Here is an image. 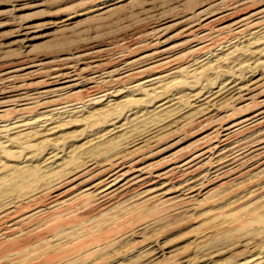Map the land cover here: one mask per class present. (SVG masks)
I'll return each mask as SVG.
<instances>
[{
    "label": "rangeland",
    "instance_id": "obj_1",
    "mask_svg": "<svg viewBox=\"0 0 264 264\" xmlns=\"http://www.w3.org/2000/svg\"><path fill=\"white\" fill-rule=\"evenodd\" d=\"M240 4L232 18L249 7H264V0H0V80L4 79L0 86L5 73L18 75L6 82V89H0L2 100L20 88L30 93L40 90L53 69L71 66L82 78L75 90L59 97L62 103H56L68 105L83 99L85 103L89 78H97L99 90L128 87L131 78L119 83L107 74L127 62L140 63L157 46L175 50L182 56L180 63L207 58L196 71L174 77L155 91L127 92L109 106L62 114L52 134L37 133L35 128L3 133L0 211L11 201L17 208L15 214L0 216V264H248L252 251L254 258L261 254L264 259V164L257 166L264 162V148L253 153L252 160L248 156L243 161L241 169L255 167L251 172L235 182L234 176L210 180L208 189L213 188L195 202L176 198V194L143 197L135 190L107 200L84 192L101 176L84 184L66 183L70 174L91 160L99 168L118 156L149 155L147 160L157 163L177 154L180 159L163 166L182 163L219 140L227 125L263 109L259 102L264 99V24L249 39L228 29L215 31L205 42L206 48L187 55V28L195 18ZM25 66L33 67L23 70ZM104 75L109 79H101ZM253 81L258 86L252 94L254 101L244 103L247 107L223 98L202 113L196 103V96L209 95L228 82ZM11 108L4 120L0 118L2 125L22 118ZM29 116L34 119L38 114H24ZM260 125L233 136L229 143L248 151L263 146L264 123ZM211 168L205 163L194 175L210 173ZM3 232L10 234L4 237ZM262 258L249 264H264Z\"/></svg>",
    "mask_w": 264,
    "mask_h": 264
},
{
    "label": "bare ground",
    "instance_id": "obj_2",
    "mask_svg": "<svg viewBox=\"0 0 264 264\" xmlns=\"http://www.w3.org/2000/svg\"><path fill=\"white\" fill-rule=\"evenodd\" d=\"M240 6H241V4L238 6L231 7L228 10L226 9L227 11L226 10L221 11V12H219L217 14H213V15H211V14L208 15L207 13L206 14L204 13V14L200 15V17L195 18V20L192 19L193 21L191 22L190 26L189 27L187 26L188 27L187 28V36L189 37V41H190L189 50L187 51V55L190 53H195L197 51L199 52V50L206 48L205 42L208 41V38L215 31H223L225 29H228L231 32H233L234 35L235 34H238V35L243 34V36L247 37L246 39H249L248 38L249 36L255 35L259 30H261L260 28L264 24V7H258V8H252V9H250V7H249L248 10L244 9L245 11H243L242 13L240 12L241 14H239V12H238L237 13L238 16L232 18L233 13H236L238 10H240L239 9ZM214 9H213V11H214ZM221 19H228L231 22L226 25L224 22H219ZM161 31H160V33H161ZM159 38H160V36H159ZM231 44H232V42H231ZM233 45H236V44H233ZM250 45H251V43H250ZM219 49H222V48H219ZM184 50H185V48H184ZM152 51H151V53L148 52L149 53L148 55L144 54L145 59L143 61H141L140 63H138V62L137 63L127 62L126 64H123V66L120 65L121 67L119 69H117L116 71H112V72H109L107 74L109 78H113L114 81L119 82V83L124 82L127 79L129 80L131 78L133 81L131 80L132 82L129 83L128 87L124 86L123 88H121V87L119 88L117 86V87H111V88H107V89L105 87V89L99 90L100 89V88L98 89L99 85L97 86L96 81H95L97 78H95V77L89 78L88 81H90V83H89L90 86L88 87V92H87V96H86L87 99H86L85 103L83 102L85 99H83L82 102H72L71 101V103L69 102L68 105H58V103H56L58 100L61 102L62 99L60 98L61 99L60 100L59 97H61L65 93L67 95L68 92H72L79 85V80H80V77L82 76V73L80 71H78L76 69V67L71 68L70 65H68L70 67L65 66V68H61V67L55 68L50 73H48L46 75V80H47L46 83L47 84H46V86L42 87L40 90H35V91L30 93L28 90L20 88V90L17 89V93L13 94L7 100H2L0 98V118L1 119H3L2 117L5 113L11 112V109H12L11 107H14L13 111L16 112L17 115H22V118H21V116L20 117L17 116L16 119H14V117H13V119L15 121L14 120H13L14 122L11 121L12 123H10V124H5V125L3 124L2 125L0 123V137L5 132L7 133V132H11V131H23V130L31 129V128H35L37 133L52 134L56 131V129H57V126H55L57 124L56 122L59 121L58 119L62 116V114L64 115L67 113H71V114L80 113V112L84 111V109L86 107H91V106L92 107H97L100 105L109 106L111 104H114L113 103L114 100H116L122 94L127 93V92L128 93L131 92V93H137V94L141 93L142 94V93L148 92V91H155V88H159V87L161 88V86L168 85L171 82L169 80L174 78V77H177L183 73L188 75L191 72L196 71V69H198L200 64H202L207 59V58L206 59L204 58V60H201L200 58H199L200 60L190 59L185 63H180L179 60L181 59L180 58L181 55H178L179 53L177 54L175 52V50H173L169 47H165V46L158 47L157 46V48H155V50H152ZM232 52L235 53V51H232ZM232 52H230V53H232ZM195 55H196V53H195ZM228 55H230V54H228ZM228 58L232 59V57H230V56L227 57V59ZM213 59H215V58H213ZM218 59H219V57H218ZM37 65H39V64H37ZM19 66H21V65H19ZM32 67L33 66H25L24 68L23 67L22 68H23V70H25V69L32 68ZM80 70H82V69H80ZM14 72H16V71H14ZM14 72H9L7 74L5 73V75H6L5 76V82H3L2 85L0 86V89H2V91L4 90L6 84L8 82H10V80H14L15 78H17L18 75H14L15 74ZM150 72H154V73L151 74ZM145 73H147V74L150 73V74L143 79H136V78H138L139 75H142ZM1 77H0V79H1ZM103 77H107V76L106 75L101 76V79ZM183 78H184V76H183ZM25 79L26 78H24L23 81H25ZM103 79H106V78H103ZM3 80L4 79H2L0 81H3ZM18 81H21V80H18ZM85 81H87V80H85ZM97 83H99V82H97ZM8 86H9V84H8ZM36 86H37V84H36ZM38 86H39V84H38ZM257 86H258V81H253V82H250L247 84H241L238 82H228L226 85H223L220 88H218V90L213 91L211 93H208L209 95L200 94L199 96H196L195 99L197 100L196 103H198L199 108H201L202 113L203 112L208 113V111L211 110L210 108L212 106H214V104H215L213 102H215L216 100H220V99L222 100L223 98L230 99L234 103V105L239 106V104H242V106L240 108H243V107H247V104L244 105V103H246V101L253 100L252 94L257 89ZM82 91H83V88H82ZM75 96H77V95H75ZM131 98H133V96ZM77 99H80V98H77ZM53 102H54V104H51ZM259 103H260V105H263L262 110H260L255 115H252L250 117H245L243 119H240L239 121H236L234 123L227 125L224 130L222 129L223 132L221 133V135H219L220 136L219 140H217L216 142H211V140H210L212 145H210V146L208 145L207 147H203L200 153H198L194 157H191V158L185 160L182 163L173 162V164H168V166H166V167L163 166V164H165V163H170V162L178 159L180 155L178 156L177 154H173L171 156H168L167 158L164 157L162 160H160L161 162H157V163L156 162L153 163V162H150L149 160H147L149 158V155L147 157L144 155L145 157H137V156L134 157L133 156L131 158H127L126 156H118V157L114 158L113 160L111 159L112 161H110L109 163H107V164H105L99 168H97V163L95 161L88 160L90 162L84 168L81 167V169L70 174V176L67 178L66 183H73L76 181H80L79 183L84 184V183L89 182L91 179H93L95 177L101 176L97 181H94L93 183L89 184L88 187L85 188L86 190L84 191V192H88L89 195H93L95 198L101 199V200H107V199H110L113 197H115V199H116V196H118V195H120L126 191H130V190H132V192H133V190L139 191L138 192L139 195H143V197L144 196H151V195L155 196V194H157V195L176 194L175 195L176 198L184 197L186 199H191V200L194 199L195 200L198 196H200V195L203 196V194L209 193V191L213 188L212 187L211 189H208V188H210L209 186L212 184H207V183L212 182V181L213 182L218 181V180L226 178V177L229 178L232 176H234V179H233V181H234L236 178L238 179V177H241L243 174H246L247 172L248 173L251 172V170H253L255 168V167H253V168L251 167L246 171L241 169V168H243L242 165H243V161L245 160V158L246 157L248 158V156H250V158H251V155L253 157V153L258 152L261 149H263L264 145L263 146H257L256 148L248 151V150L239 148L240 145L239 146H237V145L231 146V143H229L230 141H228V140H230V138H232L233 136H238V134H240L246 130H251L252 128L259 126L260 124L264 123V99L261 100ZM161 107H162V105H161ZM157 109H158V107H157ZM243 110L245 111L246 109H243ZM87 111H88V109H87ZM93 111L92 112L90 111V113L93 114ZM32 112H36L38 114V117H36L34 119H30V116H29V118L24 117V114L29 115V114H32ZM13 114H15V113H13ZM8 115H10V114H8ZM73 117H75V116H73ZM221 121H223V119ZM67 122L68 121H66L65 123H67ZM60 123H58V124H60ZM113 127H114V125H113ZM118 129H120V128H118ZM220 129H221V127H220ZM110 131H112V130H110ZM8 134H10V133H8ZM32 134H30V135H32ZM39 137H42V136L39 135ZM43 138H45V137H43ZM119 139H121V138L119 137ZM29 141H31V140H29ZM117 141L120 142L119 140H117ZM206 141H208V140H206ZM112 143H113V141H112ZM121 143H120V145H121ZM95 144H96V142H95ZM109 144H111V142ZM128 144H130V142ZM101 145H103V143ZM205 145H207V144H205ZM106 147L107 146L105 145L103 148H106ZM115 147H116V145H115ZM117 147H119V146H117ZM93 148H96V146L95 147L93 146ZM102 150H104V149H102ZM109 150H111V149H109ZM89 151H91V150H89ZM97 151H98V149H97ZM103 152H105V151H103ZM107 152H109V151H107ZM116 152H118V151L116 150ZM92 153H93V151H92ZM85 154H87V153H85ZM99 154H101V153H99ZM53 157H56V156L53 155ZM89 157H88V159H89ZM111 157H112V155H111ZM105 158H106V156H105ZM181 158H183V156ZM251 160H252V158H251ZM204 162L211 164V166H212L211 170L212 171H210V173H207V174H204L200 177H197V174L194 175V173L203 164H205ZM78 163H80V162H78ZM263 164H264V162H261V163L257 164V166H261ZM72 165H73V163H72ZM254 166H256V165H254ZM64 168H62V169H64ZM68 170H70V169H68ZM60 171H63V170L60 169ZM60 171H58V172H60ZM178 173H180L179 178H178V176H176V174H178ZM175 178H177V179H175ZM210 180H212V181H210ZM224 182L225 181H223V183ZM169 187H170V189H168ZM58 195H60V194H58ZM156 196L152 197V198H156ZM55 199H56V197H55ZM10 203H8L9 205L6 204L7 206L0 211V216L4 217V215H6V214H10V213L15 214L16 213L15 209L17 208V206L12 205V204L10 205ZM38 215H39V213H38ZM29 216L31 217V215H29ZM22 217H24V216H22ZM27 217H25V218H27ZM28 223H30V222H28ZM8 229H9V227H8ZM9 234L7 235L6 233L3 232L4 237L9 236ZM55 246H57V245H55ZM255 255H256V253L254 251H252L249 254V257H251L252 260L247 262L248 264L253 262L254 259H261L262 258V257L260 258V256H259L261 254H258V256L256 258H254ZM263 261H264V259H263Z\"/></svg>",
    "mask_w": 264,
    "mask_h": 264
}]
</instances>
